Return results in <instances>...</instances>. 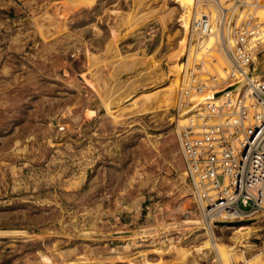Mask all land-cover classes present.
<instances>
[{"label":"rangeland","instance_id":"1","mask_svg":"<svg viewBox=\"0 0 264 264\" xmlns=\"http://www.w3.org/2000/svg\"><path fill=\"white\" fill-rule=\"evenodd\" d=\"M191 4L0 0V264H264V207L208 227L183 170Z\"/></svg>","mask_w":264,"mask_h":264},{"label":"built area","instance_id":"2","mask_svg":"<svg viewBox=\"0 0 264 264\" xmlns=\"http://www.w3.org/2000/svg\"><path fill=\"white\" fill-rule=\"evenodd\" d=\"M192 4L182 25L176 87L184 122L175 135L191 193L210 227L264 206V20L256 15L264 0Z\"/></svg>","mask_w":264,"mask_h":264},{"label":"bare ground","instance_id":"3","mask_svg":"<svg viewBox=\"0 0 264 264\" xmlns=\"http://www.w3.org/2000/svg\"><path fill=\"white\" fill-rule=\"evenodd\" d=\"M181 1V6L182 7H184L185 8V11H187V12H189V7H190V4H191V1L192 0H180ZM192 5V4H191ZM256 11L261 15V13H264V7H262L261 6V8H258V9H256ZM185 13V15H188L189 13ZM258 13H257V15H258ZM188 17V16H187ZM184 23V22H183ZM179 113H183V111L181 112V111H179ZM183 119H184V117H183ZM264 207V206H263ZM264 209V208H263ZM202 224H203V222H202ZM221 257H222V255H221ZM223 258V257H222ZM221 261V260H220Z\"/></svg>","mask_w":264,"mask_h":264}]
</instances>
